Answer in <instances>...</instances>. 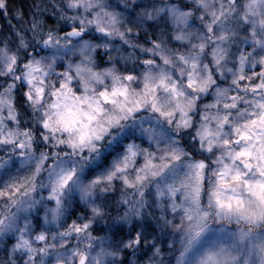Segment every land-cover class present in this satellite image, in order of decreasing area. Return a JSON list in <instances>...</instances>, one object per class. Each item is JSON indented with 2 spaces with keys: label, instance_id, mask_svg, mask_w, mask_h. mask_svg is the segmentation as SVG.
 I'll use <instances>...</instances> for the list:
<instances>
[{
  "label": "clouds",
  "instance_id": "obj_1",
  "mask_svg": "<svg viewBox=\"0 0 264 264\" xmlns=\"http://www.w3.org/2000/svg\"><path fill=\"white\" fill-rule=\"evenodd\" d=\"M69 3L70 0H30L26 18L16 19V24L9 20L10 27H3L0 31V95L18 100L20 86L24 92L30 87L24 79L28 71L25 65L42 60L43 71L35 74L41 77L48 73L46 84L38 80L49 92L42 111L52 102L51 92L54 83L61 79L59 74L69 71V65L85 60L79 49L82 43H87L91 46L88 67L103 77L97 82L89 74V83L95 88V93L90 91V95L104 88L111 89L113 81L108 70L124 78L126 70L135 69L134 80L123 79L134 94L145 91V74L151 72L149 95L155 98L156 107L171 115L165 117L154 111L151 103L147 104L134 118L110 129L105 139L97 142L100 150L95 155L89 153L91 161L79 153L72 154L65 145L53 147L54 141L43 142L41 149L47 152L52 147L53 153H60L57 159L61 161L65 160L64 152H69L66 159L75 162L80 169L79 176L63 196L61 210L55 218L51 210L57 205L49 199V168L43 170L35 194L23 206L0 200V264H176L180 255L178 242L159 256L153 252L144 255L155 236L145 243L143 250L130 244L134 232L151 231L149 224L155 226L159 234V226L149 214L154 208H145L143 215L133 214L132 209L141 191L153 190L155 184L162 183L166 177L153 179L143 187H128L120 182L94 184L93 173L99 175L109 167L119 155L114 149L125 142L157 153L164 145L174 143L183 149L188 159L212 158L201 147L203 141L199 132L207 126L213 132L219 130L222 135H229L233 122L240 118V109H229L228 103L241 93L245 108L250 106L249 100L256 99L251 93L243 92L237 81L254 73L257 64H261L264 72V0H91L92 6L79 13L67 11ZM34 4L42 13L35 29L29 26ZM184 4L192 6L190 23L176 25L168 9H178ZM86 15L91 16V22L83 25L87 35H66L67 30L75 27L69 17L79 19ZM113 15L117 18L115 24ZM97 17L108 32L97 28ZM13 33L18 38L15 47L9 43ZM153 37L161 41L162 48L155 47ZM97 52L99 56L95 55ZM161 52L166 59L161 58ZM145 55L153 63L145 64ZM162 76L166 85L160 83ZM72 84L83 93L78 76L73 77ZM19 104L15 111L25 125H31L35 136L37 112L33 102L25 98ZM105 107L109 112L113 110V105ZM226 113L231 115L228 126L218 128V119L213 117L222 118ZM0 120L7 125L2 111ZM12 124L18 126L17 121ZM153 136L161 141L159 146ZM102 145L107 147L101 148ZM10 151L0 146V154L9 155ZM105 157H108L107 164ZM16 162L19 164L18 159ZM80 186L88 189L87 196L82 195ZM40 236L44 239H38ZM24 240L28 241L27 245L22 243Z\"/></svg>",
  "mask_w": 264,
  "mask_h": 264
},
{
  "label": "snow or ice",
  "instance_id": "obj_2",
  "mask_svg": "<svg viewBox=\"0 0 264 264\" xmlns=\"http://www.w3.org/2000/svg\"><path fill=\"white\" fill-rule=\"evenodd\" d=\"M91 6V0H70L66 10L79 13ZM33 7L35 10L29 26L35 29L42 13L35 4ZM191 7L184 4L178 9H168V13L176 25L187 24L192 15ZM10 11L9 0H0V12L9 14ZM14 16L18 21H23L27 12L16 8ZM69 19L74 21L75 27L67 30L66 35H87L83 25L91 22L90 15L79 19L70 16ZM116 22L117 18L113 15L112 23ZM95 24L100 31L108 32L99 17ZM2 30L3 26H0ZM51 39L49 35L48 42ZM17 40L13 33V40L9 43L15 47ZM153 41L156 48H162L160 40L153 37ZM79 50L85 60L74 66L69 65V71L59 74L61 79L54 83L51 92L52 102L42 111L41 106L49 95L47 87L43 86L47 83L48 73L41 77L35 75L43 71L42 60L25 65L28 71L24 79L30 87L24 92L23 86H20L18 100L0 95V111L7 119L6 126L0 120V146L11 150L9 155L0 154V200L23 206L35 194L43 170L49 168V199L57 205L51 210L53 218L59 215L63 196L79 176L80 169L75 162L66 159L69 152H64L65 160L61 161L57 159L60 153H53L52 147L47 152L43 151L40 146L43 142L52 140L53 147L65 145L72 154L79 153L91 161L89 153L95 155L100 150L97 142L104 140L110 129L130 117L134 118L147 104L151 103L153 110L165 117L171 115L156 107L155 98L149 95L153 79L151 72L145 74V91L134 94L123 79L129 82L134 80L135 69L126 70L124 78L108 70L113 81L111 89L104 88L98 94L90 95V91L95 93V88L89 83V74L97 82L103 77L88 67L91 63V46L82 43ZM4 51L7 52V49ZM95 55L100 54L97 52ZM160 55L166 59L163 52ZM144 63L151 64L153 60L145 55ZM74 76L81 80L82 94L80 89L73 87ZM237 82L243 92L251 93L256 99L249 100L250 106L245 108L241 103V93L228 103L229 109H240V118L233 122L229 135L224 136L219 130L213 132L207 126L199 132L203 141L201 147L211 155V159L208 156L188 159L183 149L174 143L164 145L157 153L136 143L125 142L114 149L119 155L109 167L99 175L93 173L94 184L120 182L128 187H143L153 179L166 177L162 183H156L153 190L141 191L140 199L132 209L133 214L137 215H143L147 207L155 209L149 214L159 226V234L156 227L149 224L150 232L136 231L130 241V244L134 243L143 250L145 243L155 236L144 255L149 252L162 255L168 246L178 242L180 255L176 258V264H264V72L261 71V64L256 65L254 73L244 75ZM160 83L166 85L163 76ZM25 98L33 102L34 111L37 112L35 136L31 125H25L15 111L20 106L19 101ZM109 104L113 105L111 112L105 107ZM213 118L218 119V128H224L228 126L231 115L226 113L222 118ZM13 121H17L18 126L13 127ZM181 123L186 125L187 121ZM151 138L156 140L158 146L161 144L157 137ZM104 159L107 164L108 157ZM80 191L82 195H88L87 188L80 186ZM80 230L78 227L77 231ZM22 243L27 245L28 241Z\"/></svg>",
  "mask_w": 264,
  "mask_h": 264
},
{
  "label": "trees",
  "instance_id": "obj_3",
  "mask_svg": "<svg viewBox=\"0 0 264 264\" xmlns=\"http://www.w3.org/2000/svg\"><path fill=\"white\" fill-rule=\"evenodd\" d=\"M30 3V0H9V4L11 6V11L6 17L3 12H0V26H9L8 21L11 20L12 24H16L17 20L14 16V11L16 8L22 9L25 12H27L28 5Z\"/></svg>",
  "mask_w": 264,
  "mask_h": 264
}]
</instances>
